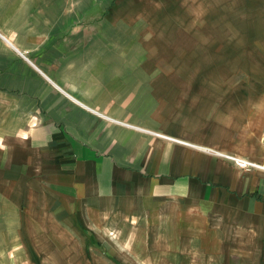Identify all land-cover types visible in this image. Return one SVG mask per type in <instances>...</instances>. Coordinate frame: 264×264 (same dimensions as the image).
Masks as SVG:
<instances>
[{
    "label": "crops",
    "instance_id": "obj_1",
    "mask_svg": "<svg viewBox=\"0 0 264 264\" xmlns=\"http://www.w3.org/2000/svg\"><path fill=\"white\" fill-rule=\"evenodd\" d=\"M178 3L0 0V264H264V105L184 84Z\"/></svg>",
    "mask_w": 264,
    "mask_h": 264
},
{
    "label": "rangeland",
    "instance_id": "obj_2",
    "mask_svg": "<svg viewBox=\"0 0 264 264\" xmlns=\"http://www.w3.org/2000/svg\"><path fill=\"white\" fill-rule=\"evenodd\" d=\"M178 2L174 9L177 13L171 12L169 16L183 18L185 25L183 30H172L170 42L174 44L168 48L174 53L172 58L176 63L173 62L171 68L201 71L199 77H184V84L225 85L233 87L234 91L249 87L250 100L264 105V0ZM176 39L181 41L178 46ZM185 75H189L187 71ZM259 89L262 93H252ZM233 96L234 101L239 100L238 94ZM156 256L159 255H153ZM237 256L201 255L200 262L227 264L228 258ZM109 257L106 255L111 263ZM19 261L21 257L14 255L13 264H21ZM153 264H160V261L153 260Z\"/></svg>",
    "mask_w": 264,
    "mask_h": 264
},
{
    "label": "built area",
    "instance_id": "obj_3",
    "mask_svg": "<svg viewBox=\"0 0 264 264\" xmlns=\"http://www.w3.org/2000/svg\"><path fill=\"white\" fill-rule=\"evenodd\" d=\"M223 158L228 160V161H231L236 167H238L239 169H241L243 171H249L251 169L264 170V166H260V165H257L255 163H251V162L246 161V160L241 159V158L229 157V156H224Z\"/></svg>",
    "mask_w": 264,
    "mask_h": 264
}]
</instances>
